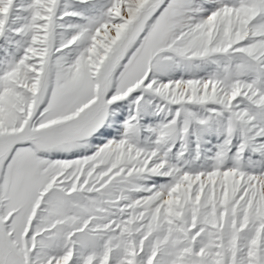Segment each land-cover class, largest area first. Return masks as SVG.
I'll list each match as a JSON object with an SVG mask.
<instances>
[{
  "label": "snow or ice",
  "instance_id": "snow-or-ice-1",
  "mask_svg": "<svg viewBox=\"0 0 264 264\" xmlns=\"http://www.w3.org/2000/svg\"><path fill=\"white\" fill-rule=\"evenodd\" d=\"M0 264H264V0H0Z\"/></svg>",
  "mask_w": 264,
  "mask_h": 264
}]
</instances>
